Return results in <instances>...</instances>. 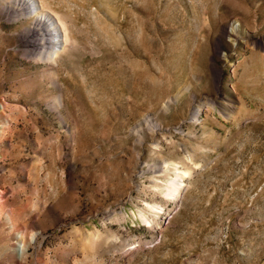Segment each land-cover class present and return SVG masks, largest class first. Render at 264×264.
Returning <instances> with one entry per match:
<instances>
[{"label": "rangeland", "instance_id": "obj_1", "mask_svg": "<svg viewBox=\"0 0 264 264\" xmlns=\"http://www.w3.org/2000/svg\"><path fill=\"white\" fill-rule=\"evenodd\" d=\"M28 2L0 0V264H264V0Z\"/></svg>", "mask_w": 264, "mask_h": 264}, {"label": "bare ground", "instance_id": "obj_2", "mask_svg": "<svg viewBox=\"0 0 264 264\" xmlns=\"http://www.w3.org/2000/svg\"><path fill=\"white\" fill-rule=\"evenodd\" d=\"M20 1H22L23 3L25 2L27 5L28 4L30 5V3L28 2L29 0H20ZM33 1H35V0H33ZM43 4L45 5V0H42V5ZM31 8H32V6H31ZM40 16H41V18H40ZM49 20L51 21L52 24L55 23L54 20L52 19V17L48 14L40 13L39 16L38 15L36 16L35 24L37 25L38 34H43L44 37L41 41H39L38 39L30 40L31 42L29 43V45L36 47V45L42 44L43 45L42 48L46 47V50H42L40 52V54L38 55L39 56L38 58L40 60L52 61L59 54V51L56 47L57 42L59 40L58 39L59 35H55L54 37L51 36L52 34L54 35V31H52V30L55 27L48 26L47 21H49ZM34 32H35V30H34ZM187 175L188 174L186 172L179 171V173H177V175H176L177 179L175 178V180L172 181L174 187L171 188V194L173 195L174 199H177L178 196L180 195L181 185H183L181 183H180L181 185H179V183H177L176 180H182V179H179V177L180 176H186L187 177ZM153 207H154V205H153ZM155 210L158 212H161L158 209H155ZM155 224L157 225V223H152V224H150V226H153L154 228H156ZM19 235H20L19 233H16V236H19ZM15 243H16V246H18V247L20 246V244L18 242H15ZM15 252H16L17 257L21 258L23 256V253L19 252L16 249H15Z\"/></svg>", "mask_w": 264, "mask_h": 264}]
</instances>
